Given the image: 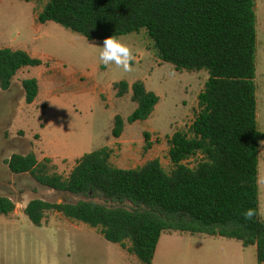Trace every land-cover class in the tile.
Listing matches in <instances>:
<instances>
[{"label": "trees", "instance_id": "trees-1", "mask_svg": "<svg viewBox=\"0 0 264 264\" xmlns=\"http://www.w3.org/2000/svg\"><path fill=\"white\" fill-rule=\"evenodd\" d=\"M25 3L37 0H19ZM255 0H46L35 21L52 22L87 41L118 39L144 31L155 57L177 72L208 76L197 96V113L187 132L168 140L169 171L157 160L135 169L111 164L104 147L81 157L67 177L48 158L14 154L4 163L13 175H29L48 190L104 203L32 200L24 215L36 228L47 213L94 230L140 264H152L163 234L231 240L254 247L264 264V221L259 213L258 158L264 133L257 127ZM42 65L27 52L0 49V91L22 69ZM24 102L38 96L35 79L21 81ZM115 97L131 91L135 110L128 124L146 121L159 98L137 81L113 85ZM124 122L116 116L114 139ZM146 149L149 135L143 134ZM15 205L0 196V216ZM253 213L246 219L244 213Z\"/></svg>", "mask_w": 264, "mask_h": 264}, {"label": "rangeland", "instance_id": "rangeland-1", "mask_svg": "<svg viewBox=\"0 0 264 264\" xmlns=\"http://www.w3.org/2000/svg\"><path fill=\"white\" fill-rule=\"evenodd\" d=\"M46 0L25 3L0 0V48L27 52L42 65L25 68L6 92L0 91V196L9 197L15 210L0 216V264H140L94 230L47 213L36 228L23 211L32 200L75 203L91 200L48 190L29 175L11 174L5 161L14 154L49 156L56 172L67 177L77 161L104 147L112 149L111 164L135 169L157 160L169 171L168 140L187 132L197 113V96L208 76L205 72H177L156 57L144 31L118 38L132 54L131 71L99 60L103 41H87L47 22L36 23ZM257 127L264 132V0H255ZM36 79L39 94L33 104L24 102L19 80ZM140 81L159 98L144 122L128 124L136 108L131 91L115 97L113 85ZM116 116L124 122L119 139L111 134ZM149 135L146 149L143 134ZM259 213L264 221V142L258 158ZM91 201L104 203L101 197ZM167 240V235L162 241ZM255 252L254 247L248 248Z\"/></svg>", "mask_w": 264, "mask_h": 264}, {"label": "crops", "instance_id": "crops-1", "mask_svg": "<svg viewBox=\"0 0 264 264\" xmlns=\"http://www.w3.org/2000/svg\"><path fill=\"white\" fill-rule=\"evenodd\" d=\"M3 48H8V47H3ZM17 74L15 75V77L17 76ZM15 77L13 78L12 84L14 83ZM23 80L25 79L19 80L20 84L21 81ZM256 101H257V91H256ZM257 108H258V104H257ZM35 157L37 161H40L43 158L50 159L49 156H46L44 154L41 155L40 158H38L36 155ZM50 160L52 161V164L55 166L53 160L52 159ZM164 235H167V240L162 241V237ZM152 264H257V263H256V252H249L248 248H243L240 245V243L235 241L204 237V236H189L185 234H163L157 243Z\"/></svg>", "mask_w": 264, "mask_h": 264}, {"label": "clouds", "instance_id": "clouds-1", "mask_svg": "<svg viewBox=\"0 0 264 264\" xmlns=\"http://www.w3.org/2000/svg\"><path fill=\"white\" fill-rule=\"evenodd\" d=\"M102 51L99 60L104 65L115 64L117 67L123 68L124 71H131L133 54L130 48L121 43L119 40L109 37L103 41ZM246 219H250L253 215L251 211L244 213Z\"/></svg>", "mask_w": 264, "mask_h": 264}]
</instances>
